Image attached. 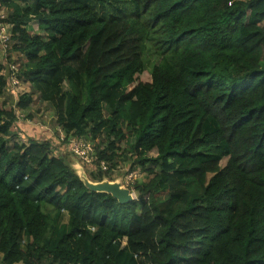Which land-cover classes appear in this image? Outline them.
I'll use <instances>...</instances> for the list:
<instances>
[{
	"label": "trees",
	"instance_id": "1",
	"mask_svg": "<svg viewBox=\"0 0 264 264\" xmlns=\"http://www.w3.org/2000/svg\"><path fill=\"white\" fill-rule=\"evenodd\" d=\"M129 2L98 17L81 0H0L30 86L18 110L51 104L92 141L98 182L121 143L149 178L126 204L93 192L49 144H20L0 105V264H264V0Z\"/></svg>",
	"mask_w": 264,
	"mask_h": 264
},
{
	"label": "rangeland",
	"instance_id": "2",
	"mask_svg": "<svg viewBox=\"0 0 264 264\" xmlns=\"http://www.w3.org/2000/svg\"><path fill=\"white\" fill-rule=\"evenodd\" d=\"M81 1L88 4L98 17H107L112 14L120 15L123 13L131 12V5L129 0H111L110 3L104 6L97 5L94 0ZM0 10L6 16V10L1 7ZM3 22L10 25L5 20H3ZM34 24L35 21L30 22L29 27ZM20 57L24 59V55L19 56L17 54L10 53L3 61H0V63L8 65L12 62L17 61ZM18 62L20 61H17V63ZM143 63L146 70L149 71L157 63L156 56L153 54L149 46L147 47L146 53L144 55ZM18 70L19 76H21V68L19 66ZM20 82V88L18 90L15 89V94L17 96H11V93L7 90V87L0 95V105L2 106L3 110L6 112L9 110H14L15 112V117L10 131L18 137L17 141L20 144H27L29 141L47 143L49 144L52 153L55 156L61 157L65 161H67V163L71 165L76 174L79 173V176L84 181H87L88 185L94 186V184L101 183L98 182L96 178L97 168L94 164L92 141L86 139L84 140L82 137L78 139L71 136H66L63 131H61V129L56 126V116L52 105L47 102H41L37 98V96L33 97L34 102L28 109L24 111L18 110V108L16 107L18 96L30 91L29 84L23 83L22 81ZM63 89H67L66 84L63 85ZM214 128L215 123L212 120H208L205 124L204 132H211L214 130ZM77 140H80L91 146L92 158L89 164L82 163L80 157L73 154L71 147L72 144ZM7 147L10 149L11 144H7ZM118 153V168L114 172V174H112L113 181L111 180V182H118V184H120L122 187L129 189L131 194L133 195V199H135L136 193L134 191V186L137 183L140 184L143 182H147L149 178L145 174H141L139 170L130 171L129 168L131 165V156L127 153V147L124 143L120 144V151ZM130 173L133 175V179L132 183L128 185L126 182V177ZM107 181L108 180L102 182L106 183Z\"/></svg>",
	"mask_w": 264,
	"mask_h": 264
},
{
	"label": "built area",
	"instance_id": "3",
	"mask_svg": "<svg viewBox=\"0 0 264 264\" xmlns=\"http://www.w3.org/2000/svg\"><path fill=\"white\" fill-rule=\"evenodd\" d=\"M0 61H3L6 56L9 55V44L10 37L12 34V25H8L3 22L5 20V15L0 10ZM0 75L4 77L7 81V90L11 93V96H17L15 94V89L18 90L20 88L21 82L19 79V70L18 66L13 62L11 64L0 63ZM18 92V91H16ZM72 152L75 156L80 157V160L84 164H89L91 162V146L86 144L80 140L75 141L72 144ZM105 164L102 162L101 166L103 167ZM133 179V175L130 173L126 177L127 184H131Z\"/></svg>",
	"mask_w": 264,
	"mask_h": 264
},
{
	"label": "water",
	"instance_id": "4",
	"mask_svg": "<svg viewBox=\"0 0 264 264\" xmlns=\"http://www.w3.org/2000/svg\"><path fill=\"white\" fill-rule=\"evenodd\" d=\"M77 176L80 178L81 181L85 184V186L93 191L99 193H106L116 199L121 204H126L133 201V195L131 194L130 190L127 188L122 187L118 182H102L106 181L107 179H103L100 181L101 183L94 184V186H90L87 184V181H84L77 173ZM113 181V180H112Z\"/></svg>",
	"mask_w": 264,
	"mask_h": 264
}]
</instances>
